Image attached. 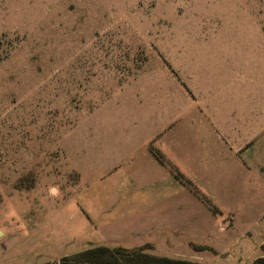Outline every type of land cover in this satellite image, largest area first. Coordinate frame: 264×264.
Wrapping results in <instances>:
<instances>
[{
	"label": "rangeland",
	"instance_id": "1",
	"mask_svg": "<svg viewBox=\"0 0 264 264\" xmlns=\"http://www.w3.org/2000/svg\"><path fill=\"white\" fill-rule=\"evenodd\" d=\"M259 117L264 0H0V264H253Z\"/></svg>",
	"mask_w": 264,
	"mask_h": 264
},
{
	"label": "trees",
	"instance_id": "2",
	"mask_svg": "<svg viewBox=\"0 0 264 264\" xmlns=\"http://www.w3.org/2000/svg\"><path fill=\"white\" fill-rule=\"evenodd\" d=\"M148 245L137 248L91 244L72 255H63L52 261L36 264H201L200 262L159 256L147 252ZM263 254L253 264H264Z\"/></svg>",
	"mask_w": 264,
	"mask_h": 264
},
{
	"label": "crops",
	"instance_id": "3",
	"mask_svg": "<svg viewBox=\"0 0 264 264\" xmlns=\"http://www.w3.org/2000/svg\"><path fill=\"white\" fill-rule=\"evenodd\" d=\"M259 53H260V51H259ZM257 66H259V65H257ZM259 85H261V83ZM257 89H259V88H257ZM259 90H257V91H259ZM258 96H259V93H258ZM261 98H262V96L260 97V99ZM259 106H260V100H259V103L257 104V107H259ZM249 122L252 123V124H249V126L251 125V127L253 128V131L254 132H260V131H263L264 132V117H262V118L259 117L256 120L253 119L252 121H249ZM263 148H264V145H263ZM263 148H261L260 150H264Z\"/></svg>",
	"mask_w": 264,
	"mask_h": 264
}]
</instances>
